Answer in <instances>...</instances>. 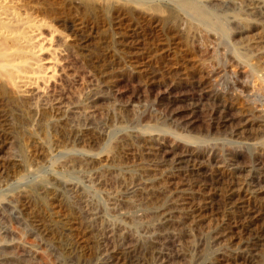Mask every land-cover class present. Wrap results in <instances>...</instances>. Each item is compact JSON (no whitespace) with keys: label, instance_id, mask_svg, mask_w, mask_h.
Returning a JSON list of instances; mask_svg holds the SVG:
<instances>
[{"label":"rangeland","instance_id":"1","mask_svg":"<svg viewBox=\"0 0 264 264\" xmlns=\"http://www.w3.org/2000/svg\"><path fill=\"white\" fill-rule=\"evenodd\" d=\"M152 1L183 16L194 13L176 0ZM195 1L200 15L194 13V23L213 25L205 44L195 31L149 23L138 13L133 20L116 11L86 14L69 0H0V47L24 56L6 63L10 75L3 73L22 78L17 93L31 110L30 117L23 116L0 99V264H202L206 247L240 251L247 258L264 250V234L242 230L224 215L229 206L222 202L223 187L232 191L241 183L244 189L264 190V81L255 85L264 65V0ZM169 39L182 44L178 51L184 57L189 51L195 58L172 70L157 65L155 55L168 53L163 51ZM41 114L66 122L68 130L49 128L51 137L57 132L65 144L42 134L36 122ZM26 123L39 132L22 134L30 161L23 167L16 132ZM148 123L156 133L138 137ZM180 132L196 137L186 142ZM112 154L115 160H106ZM70 157L77 160L58 166ZM42 177L56 189L50 184L52 189L43 190ZM157 181L170 198L177 196L176 188L187 189L192 200L198 198L195 203H212L197 211L181 195L184 211L166 221L154 213L159 203L152 207L144 194L131 192ZM40 196L43 204L62 205L63 214L49 217ZM76 217L89 220L93 233ZM141 237L156 241L130 250ZM244 256L231 264H246Z\"/></svg>","mask_w":264,"mask_h":264},{"label":"bare ground","instance_id":"2","mask_svg":"<svg viewBox=\"0 0 264 264\" xmlns=\"http://www.w3.org/2000/svg\"><path fill=\"white\" fill-rule=\"evenodd\" d=\"M68 1V0H67ZM70 1V3L72 2H74L75 1V3L77 4L78 3V6H79V9L80 8H82L83 9V12L84 13H86V14H106V15H110L112 12H114V11H116V12H119V13H122V15L123 16H128V18H130V19H132L133 18V20L134 19H138L137 17L135 18V16L133 17V15H135V14H142L143 15V17H145L146 18V20L147 19H149V23L151 22L150 20H152V19H154V21H156V22H158L159 24H163V23H166V22H171L174 26L176 25L177 27H180V29L181 30H186V32H190V31H195V33L196 34H198L199 36H200V38L202 39V41L204 42V44L205 43H207V41H210L211 40V37H212V35L211 34H209V30H211L212 28H211V26H213L211 23H208V22H203V21H199V23L200 22H202V23H205V26H203V25H196L195 23H194V20H197L196 19V17H194V13L195 14H198V15H200V10H199V7H198V5L196 4V1L195 0H176V2L181 6H183V5H186V6H188V9L190 8L191 9V11H193L192 13H193V15H191V16H189V17H187V16H183V14L181 15L180 14V12L179 11H176V9L174 10V9H171V8H169V7H167V6H164V5H162V4H160L159 2L157 3V2H154V1H152V0H69ZM69 3V4H70ZM178 5V6H179ZM71 6V5H70ZM80 13V12H79ZM116 14V13H115ZM190 14V13H189ZM117 15V14H116ZM185 15V14H184ZM138 16H140V15H138ZM94 17V16H93ZM207 17V16H206ZM205 18V17H204ZM144 20V19H143ZM214 20V19H213ZM148 21V20H147ZM153 23V22H152ZM203 26V27H202ZM194 27V28H193ZM201 27V28H200ZM193 28V29H192ZM173 29H175V28H173ZM179 29V30H180ZM122 32V31H121ZM191 33V32H190ZM170 34V33H169ZM175 34V33H174ZM189 34V33H188ZM197 35V36H198ZM124 36V35H123ZM134 36V35H133ZM170 36V35H169ZM125 37V36H124ZM168 37V36H167ZM173 37V36H172ZM174 37H178V36H174ZM62 40H64V41H66L67 43H68V41L66 40V38L64 39V38H61ZM126 39V38H125ZM195 39V38H194ZM197 39V38H196ZM135 40V39H134ZM190 40V39H189ZM123 42H125V41H123ZM168 43H167V45H169V46H167V47H169L167 50L168 51H163V52H168V53H161V56H157V54L155 55L156 56V58H155V60H156V62H157V65H159V64H161V65H164V67H166L167 69L166 70H172V69H174V66H176V68H177V64H183V65H185L187 62V60L189 59L190 60V58H191V60L193 59V57L195 56V54H192V53H190L189 51H188V53H189V57H184L182 54H180V52L178 51V46L181 44L180 42H176L175 40L174 41H170V39L167 41ZM66 43V44H67ZM135 43V42H134ZM170 45H171V47H170ZM174 45H176V46H174ZM182 45V44H181ZM202 45V44H201ZM2 46V45H1ZM172 46H173V48H172ZM3 48V47H2ZM1 47H0V99H1V101H2V104H5V106L6 107H8L9 109H13L15 112H17V113H20L21 115H23V116H26V117H30V112H31V110H28L27 109V106H26V102L27 101H24V99H22L21 98V96H19V95H21V94H18L17 93V90L19 89H16L18 86H19V82H20V80L22 79L21 77H15L16 76V74H15V76H13L14 75V73L12 74L11 73V76L10 77H12V79H10V77H5L4 76V74L5 73H3V72H6L7 73V70L9 71V68H7V70L5 71L4 70V68H5V66H6V63H9L10 61H11V63L13 62V63H15L16 61L15 60H17L18 58H19V56H20V58H22L23 60H24V56H22L21 57V55L23 54V51H14V50H12L11 52L10 51H8L7 49H2ZM21 48V47H20ZM164 49V48H163ZM22 50H23V48H22ZM173 50V51H172ZM157 51V50H156ZM206 51H208V50H206ZM206 51L204 52V53H206ZM153 52H155V51H153ZM27 53H29V52H27ZM157 53V52H156ZM25 54V53H24ZM151 55V54H150ZM154 55V54H153ZM152 55V56H153ZM152 56H151V58H152ZM154 56V57H155ZM197 56V55H196ZM200 56V55H199ZM201 56H203V55H201ZM134 57V56H133ZM198 57V56H197ZM195 58V57H194ZM202 58V57H201ZM200 58V59H201ZM149 59V58H148ZM148 59H146V60H148ZM197 59V58H196ZM199 59V60H200ZM204 59H206L205 58V56H204ZM204 59H203V61H204ZM134 60V59H133ZM146 60H144V61H146ZM150 60V59H149ZM202 60V59H201ZM210 60H212V59H210ZM210 60H207V61H209V65H211V62H210ZM15 61V62H14ZM131 61L132 60H130V63H131ZM136 61V60H135ZM135 61H133L131 64H134V62ZM143 61V60H142ZM141 61V62H142ZM194 61V60H193ZM196 61V60H195ZM207 61H206V63H207ZM5 62V63H4ZM149 62V61H148ZM189 62V61H188ZM205 62V61H204ZM221 62H224V61H221ZM121 63V62H120ZM144 63V62H143ZM142 63V64H143ZM150 63V62H149ZM213 63V62H212ZM139 64H141V63H139ZM139 64H137V65H139ZM141 64V65H142ZM188 64V63H187ZM199 64V63H198ZM214 64V63H213ZM9 65H10V63H9ZM16 65V64H15ZM135 65H136V62H135ZM136 65V66H137ZM144 65H145V63H144ZM154 65V64H153ZM161 65H159V66H161ZM204 65V64H203ZM8 66V65H7ZM12 66V65H11ZM129 66H130V64H129ZM128 65H127V68L129 67ZM132 66V65H131ZM187 66V65H186ZM212 66V65H211ZM223 66V65H222ZM134 67V66H133ZM132 67V68H133ZM179 67H181V66H179ZM188 68L190 67V66H187ZM187 67H186V70L188 71V69H187ZM204 67H208L207 66V64H206V66H204ZM12 68V67H11ZM124 68H126L125 66H124ZM130 68V67H129ZM128 68V69H129ZM149 68H151V67H149ZM154 68V67H153ZM175 68V69H176ZM203 68V67H202ZM210 68L211 67H209V70H210ZM213 68V67H212ZM215 68V67H214ZM220 68V67H219ZM223 68H224V66H223ZM258 68V67H257ZM260 68V67H259ZM123 69V68H122ZM144 69V68H143ZM158 69V68H157ZM207 69V68H206ZM225 69V68H224ZM262 69H263V71H262V73L258 76V77H256V82H255V85L258 83V84H260V82L261 81H264V65H263V67H262ZM124 70V69H123ZM137 70H139L138 68H137ZM154 70H156V68L154 69ZM205 70V69H204ZM221 68L219 69V72L220 73H222L221 71ZM12 71V70H11ZM15 71V70H14ZM133 71V70H132ZM146 71V70H145ZM184 72V74H185V70H183ZM212 71V70H211ZM214 71V70H213ZM259 71H261V70H259ZM129 72V71H128ZM159 72V71H158ZM158 72H157V74H158ZM189 72V71H188ZM187 72V73H188ZM218 71H217V73H216V75H219L218 73H219ZM19 73V72H18ZM162 73V74H161ZM160 74H161V76H160V78L162 79L163 78V76L162 75H164L165 74V71L163 70V72H161ZM178 73H179V71H178ZM213 73V72H212ZM144 74H145V72H144ZM149 74V73H148ZM7 75H10V73L8 74L7 73ZM154 75V74H153ZM175 75V74H174ZM173 75V76H174ZM178 75V74H177ZM188 75V74H187ZM209 75H210V73H209ZM254 75H255V73H254ZM142 76H143V74H142ZM148 76H151V75H148ZM159 76V75H158ZM158 76H156V77H158ZM147 77V76H146ZM164 77H166V75H164ZM107 78V77H106ZM151 78V77H150ZM149 77L147 78V79H150ZM154 78H155V75H154ZM154 78H152L153 80H154ZM159 78V79H160ZM156 79V78H155ZM203 79V78H202ZM10 80V81H9ZM22 81V80H21ZM115 81V80H114ZM156 81V80H155ZM160 81V80H159ZM162 81V80H161ZM8 82L10 83H12V85L14 86V87H12L13 89H11V90H13V93L11 94V91H10V93H9V88H8ZM262 83H264V82H262ZM261 83V84H262ZM253 84H254V82H253ZM257 84V85H258ZM12 85H10V86H12ZM254 85V86H255ZM256 85V86H257ZM261 87H262V85H261ZM255 88V87H254ZM258 89V88H257ZM11 111V110H10ZM256 116V115H255ZM40 117V116H39ZM38 119V118H37ZM57 120H59V119H57ZM57 120H55V121H51V120H49L48 119V117L46 116V114H41V117H40V119L38 120V121H36L37 122V126L39 127V129L41 130V132H42V134H44V135H46L47 136V139H52L53 138V142H57V143H59V144H65V140H64V138L61 136V135H58V133L56 132L55 133V136L56 137H51V134L49 133V128L50 127H56L57 129L58 128H62V131H65L68 127H67V124H66V122L65 123H58V121ZM124 120V119H123ZM122 120V121H123ZM30 121V120H29ZM28 121V122H29ZM35 122V123H36ZM190 122V121H189ZM255 122V121H254ZM34 123V124H35ZM187 123H188V121H187ZM30 123H28V125H27V123L26 124H24L23 126H22V128H20L17 132H16V136H17V139L19 140V150H20V152H21V159H20V163L19 164H21L23 167H26V166H28L29 164H30V161H29V159L27 158V156L25 155V146H24V144L21 142V140H22V134L24 133V132H28V133H30V134H32V135H37V133L39 132L38 131V128H36V125H35V127L33 126H30V125H32V124H30ZM33 124V125H34ZM149 124V123H148ZM151 124V123H150ZM150 124H149V126L146 124V127L144 126L143 127V129L141 130V131H139L140 133L138 134L139 136L138 137H143V138H149V136L151 137V135H153V132H155V130H157V128H154L153 127V125H151L150 126ZM245 124V123H244ZM13 126V125H12ZM157 126V125H156ZM242 126V125H241ZM142 128V127H141ZM140 128V129H141ZM37 129V130H36ZM56 129V130H57ZM244 129V128H243ZM55 130V129H54ZM68 130V129H67ZM241 130V129H240ZM38 131V132H37ZM40 132V133H41ZM190 132H191V130H190ZM187 133V132H185V133H179V137H181L184 141H186L187 142V140H191V139H193L194 137H196L193 133ZM156 133V132H155ZM50 134V135H49ZM53 134V133H52ZM136 134H137V132H136ZM177 134V133H176ZM155 135V134H154ZM126 139L127 138H129L128 137V135H127V133H126ZM137 136V135H136ZM21 139V140H20ZM47 139H46V141H47ZM130 139V138H129ZM142 139V138H141ZM180 139V138H179ZM181 139V140H182ZM144 140V139H143ZM121 141H122V139H121ZM48 142V141H47ZM260 142H261V140H260ZM262 143V142H261ZM264 143V142H263ZM50 144V143H49ZM118 145V144H117ZM116 147H118V146H116ZM119 148H120V145H119ZM29 149V148H28ZM126 149V148H125ZM124 149V150H125ZM128 149V148H127ZM152 149V148H151ZM79 150V149H78ZM83 152L84 151H82V154H83ZM85 152H87V150H85ZM103 152V151H102ZM141 152V151H140ZM91 154V155H93V152L91 153V152H89V150H88V152H87V154ZM85 154V153H84ZM83 154V155H84ZM79 156V155H78ZM89 156V155H88ZM87 156V157H88ZM96 156V155H95ZM186 156V155H185ZM81 157V156H80ZM91 157V156H90ZM97 157V156H96ZM143 157V156H142ZM94 158V157H93ZM144 158V157H143ZM84 159H86V155H85V158ZM88 159V158H87ZM153 159V158H152ZM47 160V159H46ZM77 159L76 158H74V157H70V158H67V159H65L64 161L63 160H61L59 163H58V166L59 167H65V166H67V165H69V163H71V162H73V161H76ZM106 160H108V161H114L115 160V156L112 154V155H109L108 157L106 156ZM102 159L101 158H98L97 159V161L95 160V162H96V164H101L100 165V167L102 166ZM55 162V161H54ZM72 164V163H71ZM74 165V164H73ZM69 167V166H68ZM110 167V166H109ZM195 167V166H194ZM97 168V167H96ZM104 168V167H103ZM141 168L142 169H144L145 171L147 170V168L146 167H142L141 166ZM65 169V168H64ZM141 169V170H142ZM156 169H158V168H156ZM99 172L97 173L98 175L97 176H101L102 175V173H101V168L100 169H97ZM154 170V169H153ZM149 171H150V169H149ZM148 171V172H149ZM165 171V170H164ZM84 172V171H83ZM129 172L131 173L132 171L131 170H129ZM153 173H156L157 171L156 170H154V171H152ZM223 172V171H222ZM55 173V172H54ZM54 173H52V174H54ZM132 174V173H131ZM54 175H56V174H54ZM155 175V174H154ZM173 175V174H172ZM53 176V175H52ZM57 176V175H56ZM131 176V175H130ZM134 176V175H133ZM132 177V176H131ZM197 178V177H196ZM56 179L58 180V177H56ZM55 179V181H57ZM154 180V179H153ZM194 180V179H193ZM203 180V179H202ZM226 180V179H225ZM66 181V180H65ZM65 181H64V184H65ZM60 182V181H59ZM168 182V181H167ZM226 182H227V180H226ZM232 183V182H234L233 180H232V182L231 181H228V183ZM158 181L157 182H153V183H147L148 185H142V186H138V187H131V192H140L141 194H144V199H145V201L147 202V203H149V205H151L152 207H154L156 204L158 205V203H159V206H160V208L159 209H156L155 210V212L154 213H157V215H162V216H164L165 218H164V220H170V221H172L171 219H170V217H172L173 215L172 214H176V216L177 215H179L178 213H181V212H183L184 211V209H185V207L184 206H181V205H179V202H178V200L180 199V196L181 195H184L185 197V200L187 201V203H192V204H194V206L196 207L195 209L198 211L199 209L201 210L202 209V205H203V203H205V206H207V203L206 202H209V201H206V199H201L200 201L199 200H197V201H199V202H197V203H195L196 202V199H198V198H196V199H194V200H192L193 199V196H192V193L189 191L188 192V190L187 189H184V190H182V189H178V188H176L175 190H176V192H175V194L177 195L176 197H171L170 198V196L169 195H167V191L165 190V188L162 186H159L158 184ZM236 183V182H235ZM50 184H53L52 185V187L53 188H55L54 186V184H55V182L53 181L52 183H50ZM49 184V185H50ZM201 184V183H200ZM241 184V183H240ZM240 184H238V186L236 187L237 189H234V190H232V191H230V190H228V189H224V187L222 188L223 190H222V202L224 203V204H226V206H229V207H226L225 208V210H223L224 211V215H226L229 219H232V221L234 220V222L235 223H238V224H240L241 225V227L243 228H241L240 227V229H242V230H248V232L249 231H251L252 229H254L255 231H257V232H259V233H261V234H264V210H263V208H264V190H261L263 187H261V189L259 188H257L258 190H255L254 188H253V190H249L248 189V187H247V189H244L242 186H240ZM48 184H47V179L45 178V177H42L41 179H40V181H39V186L40 187H42V189L44 190H48L49 188H50V186H49ZM63 185V184H62ZM193 185V184H192ZM202 185V184H201ZM230 185V184H229ZM233 185H234V183H233ZM232 185V186H233ZM241 185H243V184H241ZM67 186V185H66ZM174 186V185H173ZM39 187V188H40ZM52 187L50 188V189H52ZM78 187V186H77ZM128 187V186H127ZM204 187H206V185L204 186ZM204 187H202V189H204ZM218 187V186H217ZM227 187V186H226ZM239 187V188H238ZM34 188V187H33ZM37 187H35V191L37 190L38 191V189H36ZM230 188H232V187H230ZM32 189V188H31ZM41 189V188H40ZM39 189V190H40ZM56 189V188H55ZM59 189V188H58ZM122 189V188H121ZM125 189H127V188H125ZM221 189V188H220ZM82 191L84 190L83 188L81 189ZM200 190H201V187H200ZM205 190V189H204ZM31 191H33L34 192V190L32 189ZM31 191H30V193H29V196H30V194H31ZM125 191V190H124ZM128 191V190H127ZM174 191V190H173ZM206 192H207V190H205ZM209 191H210V189H209ZM209 191L207 192V193H209ZM29 192V191H28ZM28 192H27V194H28ZM204 192V191H203ZM213 192H215V191H213ZM217 192V191H216ZM20 193V192H19ZM22 193V192H21ZM129 193V192H128ZM128 193H126L125 195H127V196H129L128 195ZM178 193V194H177ZM38 194V192H36V195ZM82 194H83V192H82ZM194 194V193H193ZM209 194H212V192L211 193H209ZM14 195V194H13ZM32 195V194H31ZM34 195V194H33ZM205 194H203V196H204ZM18 196V195H17ZM20 196V195H19ZM19 196H18V198H19ZM142 196V195H141ZM175 196V195H174ZM195 196V195H194ZM24 197V196H23ZM68 197V200H69V202L70 203H73V197L72 196H67ZM182 197V196H181ZM13 198H14V196H13ZM16 198V197H15ZM26 198H28V196L26 197ZM39 199H40V202H41V196L40 197H38ZM128 198V197H127ZM195 198V197H194ZM206 198V197H205ZM3 199V198H2ZM22 199V198H21ZM21 199H19V200H21ZM24 199V198H23ZM16 200H18V199H16ZM29 200V199H28ZM44 200V199H43ZM203 201V202H202ZM29 202V201H28ZM46 202V201H45ZM177 202H178V204H177ZM211 202V201H210ZM217 202V201H216ZM221 202V203H222ZM42 203V202H41ZM212 203V202H211ZM210 203V204H211ZM43 204V203H42ZM44 205V208H46V210L48 211H50V213H49V217L52 215V217L53 218H55L56 216H58V215H61V209H63V207L61 208V206H55L54 204L53 205H49V204H43ZM220 206L219 207H221V204H219ZM208 206H209V204H208ZM211 206V205H210ZM214 206V205H213ZM67 207V206H66ZM174 207V208H173ZM175 207H176V209H175ZM204 207V206H203ZM68 208V207H67ZM65 209V208H64ZM89 209V208H88ZM205 209V208H204ZM65 210H67V209H65ZM71 210H72V208H71ZM90 210V209H89ZM35 211V210H34ZM64 211V210H63ZM68 211V210H67ZM190 211V210H189ZM78 212V211H77ZM187 212V211H186ZM222 212V211H221ZM34 213V212H33ZM35 213H37L36 211H35ZM66 213V212H65ZM63 214V213H62ZM68 214V213H67ZM90 214V213H89ZM182 214V213H181ZM188 214V213H187ZM194 214V213H193ZM69 215V214H68ZM156 215V214H155ZM186 215V214H185ZM42 216V215H41ZM61 217V216H60ZM157 217V216H156ZM194 217V216H193ZM35 218V217H34ZM75 218V217H74ZM80 218V217H79ZM130 218V217H129ZM66 219V218H65ZM78 218L76 217V219L75 220H77ZM91 219H92V217H91ZM182 219V218H181ZM75 220H74V222H75ZM78 221L80 222V224L81 225H84V226H87V228H88V230H89V233H93L92 231H93V226H92V224H91V222L89 221V220H87L86 218H83V217H81L80 219H78ZM162 221V220H161ZM179 221L181 222V220L179 219ZM231 221V220H230ZM229 221V222H230ZM72 222H73V220H72ZM77 222V221H76ZM137 222V221H136ZM163 222V221H162ZM183 222V221H182ZM192 222V221H191ZM74 224V223H73ZM77 224V223H76ZM159 224V223H158ZM189 224V223H188ZM162 225V224H161ZM179 225V224H178ZM227 225V224H226ZM235 225H237V224H235ZM160 226V225H159ZM228 226V225H227ZM226 226V227H227ZM81 227V226H80ZM127 227V226H126ZM161 227V226H160ZM74 228V227H73ZM90 228V229H89ZM165 228V227H164ZM229 228H231V227H229ZM234 228V227H233ZM239 228V227H238ZM232 229V228H231ZM240 229H238V230H240ZM81 230V229H80ZM241 230V231H242ZM76 231V230H75ZM229 232V231H228ZM236 232H238V234H242L240 231H236ZM246 231H244V233H245ZM247 232V233H248ZM256 232V233H257ZM235 233V232H234ZM243 233V234H244ZM224 234H225V232H224ZM237 234V235H238ZM250 234V233H249ZM83 235V234H82ZM81 235V236H82ZM87 235V234H86ZM90 235V234H89ZM93 235V234H92ZM95 235H97L96 233H94V237H95ZM220 235H223V232H222V234L220 233ZM228 235V234H227ZM227 235H226V237H227ZM240 235H238L237 237H239ZM257 235H258V233H257ZM260 235V234H259ZM80 236V235H79ZM224 236V235H223ZM242 236V235H241ZM262 236V235H261ZM230 237V236H229ZM253 237V236H252ZM235 238V237H234ZM242 238V241H244L243 240V238L244 237H241ZM241 238H239V241H240V239ZM262 238H264V236L262 237ZM85 239V238H84ZM221 239V238H220ZM224 239V238H223ZM227 239H228V241H229V238L227 237ZM226 239V240H227ZM233 239V238H232ZM238 239V238H237ZM236 239V240H237ZM230 240H231V238H230ZM155 239H152V238H144V237H141V238H139L138 239V241L136 240V243H134L131 247H129V249L131 250V249H136V247H138V246H147L148 247V245H153L154 243H155ZM234 241V240H233ZM233 241H232V243H233ZM241 241V242H242ZM237 242V241H236ZM245 242V241H244ZM244 242H242L241 244H243ZM251 242V241H250ZM249 241H248V243H250ZM255 242V241H254ZM253 243V242H252ZM240 243L238 242V245H239ZM256 245V244H255ZM254 245V246H255ZM150 246V247H151ZM250 245H248L247 244V248L249 247ZM246 247V246H245ZM255 248H256V246H255ZM259 248V247H258ZM236 249V248H235ZM262 250V249H261ZM263 251V252H262ZM261 252H259V251H257L256 253H257V255H254L253 256V250L251 251L253 254H252V257H250V258H247V256L245 255H243V253H240V251L239 252H235V250L233 251V250H230V249H228V250H226V251H223V252H217L216 253V250H215V252H214V250L212 249H210L209 250V248L208 247H206V248H204L203 249V251H202V254H200V258H202V264H231V262H233V261H235V260H238L237 258L238 257H243L244 256V258L242 259V260H244L245 262H247V263H249V264H251V263H254V262H258L257 264H264V250H262ZM131 252V251H130ZM255 252V251H254ZM259 252V253H258ZM187 255V254H186ZM250 256V255H249ZM187 257V256H186ZM235 263V262H234ZM246 263V264H247ZM244 264V263H243Z\"/></svg>","mask_w":264,"mask_h":264}]
</instances>
